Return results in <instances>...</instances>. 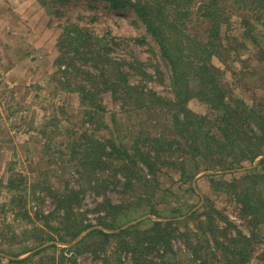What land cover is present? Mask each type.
<instances>
[{
	"label": "trees",
	"instance_id": "obj_1",
	"mask_svg": "<svg viewBox=\"0 0 264 264\" xmlns=\"http://www.w3.org/2000/svg\"><path fill=\"white\" fill-rule=\"evenodd\" d=\"M36 1L52 13L58 11L55 5L69 0ZM88 1H105L115 10L133 9L137 22L170 68L173 95H159L149 85L154 77L148 69L150 63L138 59L132 50L128 57L113 53L122 45L130 49L131 41L145 44L143 37L115 36L111 31L99 34L78 20L61 24L52 78L62 89L78 94L80 115L87 126L66 144L69 160L76 163L79 175L86 177L89 188L115 191L118 199L105 192L94 207L86 208L84 189L50 185V209H39L32 217L27 204L43 196L34 187L28 192L25 177L10 172L5 183L11 192L8 204L15 219L20 217L31 225L19 234L13 230L12 234L21 238L15 241L19 245L2 251L20 257L49 243L27 257L9 259L15 264H77V256L84 252L93 254L99 264H125L123 253L133 264H171L164 256L174 252L173 238L184 236L198 264H207L210 258L218 259L219 264H248L256 233L232 231L233 222L212 204L185 218L197 219L195 231H180L174 219L151 220L148 227L140 222L122 226L134 218L135 211L162 217L159 205L169 191L161 185L163 172L172 171L187 182L199 170H236L252 165L264 154V101L249 104L235 96L223 71L212 61L213 57L223 60L227 51L230 54L238 45H245L235 36L229 37L235 42L229 44L223 35L234 13L239 14L244 27L243 38L258 42L255 31L259 25L264 27V0ZM155 47H151L154 52L149 49L153 54ZM103 93H109L123 110L137 112L138 124L151 120L154 131L138 129L130 140L116 133L117 129L110 137L100 135L99 130H110ZM194 97L207 105L205 114L188 107ZM191 161L193 169L188 165ZM214 176L210 177L214 189L235 198L248 222L264 228V158L231 180L223 174ZM0 237L12 242L6 229L0 231ZM58 243L72 245L59 247ZM52 248L59 251L58 258L49 255ZM159 253L160 260L150 257ZM260 257L264 260V251Z\"/></svg>",
	"mask_w": 264,
	"mask_h": 264
},
{
	"label": "rangeland",
	"instance_id": "obj_2",
	"mask_svg": "<svg viewBox=\"0 0 264 264\" xmlns=\"http://www.w3.org/2000/svg\"><path fill=\"white\" fill-rule=\"evenodd\" d=\"M54 8L58 11L51 13L36 0H0V231L6 229V233L8 232L12 239L11 242L1 240L0 237V264H15L9 259H21L37 251L34 249L36 251H29L20 257L2 251L19 245L16 242L21 238H18V235L15 237L12 234L13 230L19 234L22 229L31 225L20 217L15 219L8 204L11 192L5 187V183L10 172L25 177L28 192L34 187L43 196L27 204L28 212L32 217L39 209H50L51 198L47 195V187L50 185L56 188L69 185L84 189L86 208L94 207L96 201H99L105 192L109 193L112 199H118L115 191L102 187L96 190L89 188L86 177L80 176L76 171V163L69 160L66 144L68 145L69 139H72L71 136L83 129L86 130L87 126H84L80 115L78 94L62 89L52 78L55 69L54 60L58 53L55 45L61 32V24L68 20H78L82 25L89 26L99 34L111 31L115 36L143 37L145 44L139 40L131 41L130 49L122 45L115 48L113 53L128 57L129 50H132L138 59L150 63L148 69H151L154 77L149 81V85L153 86L159 95L168 97L173 95L170 68L160 57L151 36L142 24L137 22L133 9L127 7L115 10L105 1L91 3L88 0H69L64 5H55ZM243 32L244 27L240 23L239 14H232L231 24L223 28V35L226 36L224 37L229 44L235 43L231 42L233 39H229L235 36L245 45H238L235 50L230 51V54L227 51L223 60L213 57L212 61L223 71L224 81L235 96L241 97L249 104L263 102L264 27L259 25L255 31L258 40L256 44L244 39ZM151 47H155L156 54L149 51L152 50ZM131 80L134 81L135 77H131ZM102 96L107 106L106 121L110 130L101 129L100 135L110 137L117 129L116 133L120 132L125 136V140H130V135L138 129L154 131L151 120L147 119L146 122L138 124L137 112L123 110L119 103L112 100L109 93H103ZM187 105L197 113L205 114L208 111L207 105L197 97L190 99ZM92 128L95 129V126L92 125ZM262 158L264 154L252 165L247 164L243 168L231 171L202 169L187 182H182L179 174L165 171L160 174V181L162 188H168L169 191L159 205L162 217L135 211L132 215L134 218L122 228L139 222L142 227H148L151 225V220L174 219L178 222L180 231L186 229L195 231L197 219L185 218L192 212H201L205 204H212L222 212V216L228 217L233 222L235 226L232 227V231L238 229L246 235L256 233L254 250L248 264H264V260L260 257L261 252L264 251V228L250 224L240 211L235 198L229 197L222 190L214 189L210 182L212 175L218 178L223 174L227 180L240 176L246 169L256 167ZM188 165L193 169L192 161ZM41 187L45 190H40ZM90 216L93 217L94 214L90 213ZM92 222L96 223V219L92 218ZM97 227L102 228V226ZM190 239L193 242L196 240L194 235H191ZM172 242L174 252H168L164 256L171 264L199 263L189 250L186 237L173 238ZM58 245L68 247L72 244L58 243ZM48 252L49 255L55 254L57 258L59 257V251L56 249L52 248ZM150 257L161 259L160 253L152 254ZM38 258L39 255L36 260ZM122 259L125 264H133L128 254L123 253ZM98 261V258L96 259L90 252L77 256V264H99ZM207 264H219L218 259L210 258Z\"/></svg>",
	"mask_w": 264,
	"mask_h": 264
},
{
	"label": "water",
	"instance_id": "obj_3",
	"mask_svg": "<svg viewBox=\"0 0 264 264\" xmlns=\"http://www.w3.org/2000/svg\"><path fill=\"white\" fill-rule=\"evenodd\" d=\"M89 230H86V231H84V232H82L79 236H78V238L76 239V241L75 242H77L80 238H82L87 232H88ZM49 243H46V244H44V245H41L40 247H38L36 250H38V249H40V248H43V247H45L46 245H48ZM36 250H34V251H36Z\"/></svg>",
	"mask_w": 264,
	"mask_h": 264
}]
</instances>
